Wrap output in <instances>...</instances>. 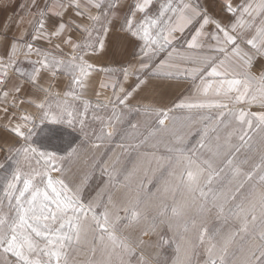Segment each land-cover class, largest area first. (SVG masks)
Segmentation results:
<instances>
[{"label":"snow or ice","instance_id":"snow-or-ice-1","mask_svg":"<svg viewBox=\"0 0 264 264\" xmlns=\"http://www.w3.org/2000/svg\"><path fill=\"white\" fill-rule=\"evenodd\" d=\"M117 2L121 7L125 4V0H49L39 8L33 0L37 4L33 41L49 39L50 35L60 38L65 23L54 25L49 34L45 22L50 16L61 20L68 8L88 15L89 24L75 26L86 35L80 43L70 37L63 40L72 49L67 60L34 49L33 43L14 42L7 61H0V91L5 101L10 92L21 90L17 84L9 86L8 76L9 67L18 63L15 57L20 51L26 57L33 51L42 56L32 63L51 69L53 77L56 70L71 77L61 98L37 83L40 69L33 67L28 75L33 95L41 91L46 94L35 104L37 114H14L17 122L10 121L9 131L16 140L9 148L14 155L8 158L15 166L11 172L0 173V264H74L72 254L82 245L91 253L83 264H131L133 258L135 264H167L159 252L149 257L141 250L137 256L145 241L124 232L142 222L141 236L154 232L158 225L173 231L170 238L161 235L156 245H175L177 256L172 264H191V253L198 247L207 254L205 264H264V111L234 106L246 103L264 107V65L259 76L252 72L257 59H264V0H240L235 5L232 0H223V10L232 15L227 23L212 17L200 0H161L155 13L154 0H136L121 31L143 41L142 58L135 72L120 70L125 80L138 72L146 79L138 76L136 88L146 86L147 79L152 78L190 81L193 92L172 108L130 107L126 101L133 92L121 86L119 93H113L115 100L109 101L111 114L96 116L101 127L89 134L85 117L92 105L77 89L84 87L83 77L93 67L85 61V54L95 53L97 45L106 48L110 25L121 19ZM89 7L96 10L94 15L87 12ZM209 25L211 32L207 31ZM206 39L215 43L206 44ZM160 54L165 58L157 64L155 58ZM175 59L186 62L185 66L173 63ZM12 106L16 107L14 100ZM177 110L186 114L174 115ZM4 112L7 116L8 107ZM133 113L145 118L147 135L139 131V122L130 120ZM37 120L43 125L39 134L49 142L71 135L68 128L81 132L83 140L76 147L69 141L65 155L58 156L33 140ZM177 123L189 128L201 125L200 138L191 147L185 136L177 134ZM225 130L221 142L220 133ZM210 133H216L214 144ZM165 136L174 143H167ZM114 137L123 141L119 145L123 154L131 150L136 157L131 168L124 166L117 175L113 174L114 166L103 171L110 188L122 185L127 191L120 203L114 202L111 191L106 200L104 193H98L86 201L84 188L91 173H85L73 186L64 165L79 157L83 144L90 142L98 150L110 145ZM150 141L165 143L167 154L141 153V147ZM204 150L211 154L207 159ZM153 163L160 173L155 191L142 180L134 181L141 164L147 171L152 170ZM98 208L103 211L98 212ZM213 214L225 225L232 222L226 232L220 227L209 228Z\"/></svg>","mask_w":264,"mask_h":264},{"label":"crops","instance_id":"crops-1","mask_svg":"<svg viewBox=\"0 0 264 264\" xmlns=\"http://www.w3.org/2000/svg\"><path fill=\"white\" fill-rule=\"evenodd\" d=\"M82 3L85 0H81ZM136 0H125L123 7L117 2V8L120 9L121 19L114 21L110 25L109 34L105 36L106 48L101 49L97 45V51L95 53L88 52L85 54L84 59L90 63L93 67L87 70V74L83 77L84 87L77 89L78 94L83 100H87L91 105L105 108H111L110 100H115L114 92L119 93L120 87L123 86L126 92H133V96L129 97L126 103L132 107L151 106L157 108H172L175 103H179L185 97L192 94L193 88L190 81H177L171 78H152L147 79L146 86L136 88L135 85L139 79H146V76L139 74L138 72L125 80L124 75L120 71L121 69H128L130 72H135L138 68V61L142 58L141 46L142 40L138 38H130L121 31V25L124 23V18L130 15V9L133 7ZM161 0H154L152 6V12L155 13L158 9ZM205 10L215 19L227 23L232 19V15L223 10V0H200ZM233 4H237L240 0H232ZM39 8H44L49 0H37ZM37 12V4L33 3V0H0V61H7L12 43L22 45L25 42L33 43L34 49H41L43 52H48L51 56L57 59L67 60L70 58L72 49L68 44L63 43V40L69 37L73 42L80 43L86 33L82 32V29L76 28V25L89 24L88 15H79L73 8H68L64 13L61 20H56L49 17L45 22V30L51 34L54 30V25L63 22L66 25V30L61 33L60 38L50 35L49 39L32 40L33 34V19ZM87 12L95 14L94 8H87ZM213 30L212 25L207 27V31ZM190 38V36H189ZM206 44L215 43L211 39L205 40ZM59 46L57 49L56 46ZM165 58V54H160L155 58V63H159L160 60ZM15 59L18 63L15 66H10L8 69L9 86L17 84L21 90L19 93L10 92L5 101L3 92L0 91V165H2L8 158L10 152L9 148L12 146L16 137L9 131L11 124L17 122L13 120L14 114L18 117L20 114H37L38 110L35 104L42 102L45 92H37L33 95L32 84L28 81V75L32 73L33 67L39 68L37 73V83L44 89H48L53 95L59 94L63 97V94L68 90L67 85L71 80L70 75L66 74L62 70H56L55 77L52 75V70L42 68L39 63L35 65L33 61L42 60V56H38L33 51L27 57L23 51H20L16 55ZM173 63L185 66L184 61L175 59ZM200 63H203L202 61ZM264 65V59H257L252 67V72L259 76L261 66ZM191 66V65H187ZM19 69V72H17ZM103 85V86H102ZM256 87V85H254ZM8 91V89H3ZM123 98V94H120ZM13 100L16 107L12 106ZM32 100L33 103L27 101ZM80 104V101H77ZM233 106V105H230ZM235 107L245 108L251 112H260L259 104H252L251 106L246 103L234 105ZM8 107L7 116H5L4 108ZM174 115L183 116L186 113L179 110L174 111ZM143 120V116H138L137 122L139 131L142 133L144 126L140 121ZM38 129L43 125L36 121ZM177 127V126H176ZM70 129V128H68ZM135 142V141H134ZM20 143H23L21 139ZM123 141L116 137L113 139L110 145H106L105 148L98 149L99 159L111 162L109 166H113L114 162L123 160L125 157L123 150L119 146ZM19 146V145H16ZM141 153L152 154L154 152H145L144 149H140ZM106 154L102 157V154ZM156 154V153H155ZM157 155V154H156ZM136 154L126 159H135ZM141 167H144L143 165ZM86 190V188H84ZM100 191V190H99ZM103 191V190H102ZM125 193L123 190L118 189L113 194L114 202L120 203L122 198L121 193ZM98 193V190L95 194Z\"/></svg>","mask_w":264,"mask_h":264},{"label":"rangeland","instance_id":"rangeland-1","mask_svg":"<svg viewBox=\"0 0 264 264\" xmlns=\"http://www.w3.org/2000/svg\"><path fill=\"white\" fill-rule=\"evenodd\" d=\"M260 112L264 111V107H258ZM111 114V108H105V107H97L93 106L89 109L88 113L86 114V121H87V131L89 134L95 131H99L101 124L98 119H96V116L100 117H107ZM138 119V116L133 113V116L130 117V120L133 123H136ZM140 121L143 123L144 129L142 131L143 135H147V129L145 127V118L143 117V120ZM167 123V122H166ZM127 123H125L124 127H127ZM177 134L183 135L188 140V147H191L193 144L196 143V141L200 138V124H193L190 128L183 126L181 123H177L176 125ZM77 129L79 128V125H76ZM39 130H37V135L33 137V140L36 142L37 146L43 145L48 151H56L58 156H64L65 155V149L68 148L69 141L72 142V147H76L78 144L81 143L83 140V135L79 131H74L73 129H67L68 133H71V135H65L63 140H53L49 142V140L39 134ZM227 130L222 131L220 133L221 135V142H223V138L225 136ZM216 133H210L209 139L212 141V143H215L214 137ZM114 137L113 139H115ZM142 138V137H141ZM165 140L167 143H174V140H172L171 137L165 136ZM136 142V141H135ZM236 141L233 140V143ZM156 145V147H153V145ZM141 149H144L145 152H154L159 156H163L167 154V150L165 147V143H159L157 144L156 141H150L149 143L145 144L141 147ZM43 150V149H42ZM80 154L78 158H73L72 160L68 161L64 167L67 170L66 175L69 177V179L72 180L73 186L75 184L80 183V177L83 176L85 173H91L90 179L87 181V185L85 186L86 190H84L85 200H93L97 197L98 193H104V199H107V192L111 191L112 195L114 192L118 189L123 190L124 187L122 185L117 186L116 188L112 189L109 186L108 183V176L104 173L103 169H113V174L117 175V171L121 169L124 166H127L129 168L132 167L131 159H126L128 157H132L135 152L129 150L128 154H125L123 157V160L119 162H114L113 166H109L108 161H105L104 159H99V152L96 149H93L91 146V143H85L79 150ZM245 152L242 149L240 153V157L243 158ZM10 155H14V153H10ZM211 154L208 153L206 150H204V158H208ZM8 156V157H9ZM102 157H105L106 154H102ZM93 157H95V161L93 160ZM255 160H258V153L253 157ZM251 163V162H250ZM3 167L0 168V173L4 172H11V170L14 168V162L12 159L7 158L5 162L2 164ZM94 165V167H93ZM142 166V164H141ZM138 171L136 177L134 178V181L136 183L140 182L141 180L144 182L145 186L150 189L151 191H155L158 184H157V177L160 175L159 171L156 170V165L153 163L152 170H147L145 167H141ZM244 167L247 169L249 166L244 165ZM56 173H53V176H55ZM161 180V184H162ZM98 190V193L96 191ZM100 190V191H99ZM103 190V191H102ZM127 189H125V192ZM121 197H123L124 193L122 192ZM111 207V206H109ZM6 210V209H5ZM97 211H103L102 208H98ZM120 215L123 216V210L121 206ZM232 224L230 221L228 225H225L222 223V221H218L215 219L214 214L209 217V228H215L220 227L222 228V231L226 232L229 228V226ZM140 227H143V222L140 226L133 227L132 229L125 230L124 234L127 235L131 233L134 237H138L140 239H143L145 241V244L141 246L140 249L137 251V256L139 255V252L142 250L145 252L146 255L149 257H153V254L159 252L164 258L167 259V264H172L173 260L176 259V251H175V245L169 243L164 245L161 248H157L156 245L159 242L160 236L165 235L166 238H170L173 235V231H169L164 225H158L156 230L154 232H148V234L141 236L140 235ZM177 226L174 225V229ZM90 251L88 250V246L82 245L81 250L79 252H74L72 254V258L74 260V264H83L84 261L88 258L90 255ZM99 253H97V256ZM181 257H183V253L181 254ZM8 259H13V257L9 256ZM207 260V254L205 253L203 247L196 248L191 253V264H205V261ZM131 264H135V259H132Z\"/></svg>","mask_w":264,"mask_h":264}]
</instances>
